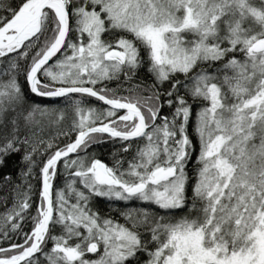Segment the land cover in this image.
I'll list each match as a JSON object with an SVG mask.
<instances>
[{"label":"snow or ice","instance_id":"snow-or-ice-1","mask_svg":"<svg viewBox=\"0 0 264 264\" xmlns=\"http://www.w3.org/2000/svg\"><path fill=\"white\" fill-rule=\"evenodd\" d=\"M0 12V166L26 164L2 202L0 264H264V0H0ZM142 66L151 82L124 87ZM108 143L111 166L89 151Z\"/></svg>","mask_w":264,"mask_h":264},{"label":"trees","instance_id":"trees-1","mask_svg":"<svg viewBox=\"0 0 264 264\" xmlns=\"http://www.w3.org/2000/svg\"><path fill=\"white\" fill-rule=\"evenodd\" d=\"M5 13L0 12V15H4ZM105 39H108V37H104ZM123 78H121V81H111V82H105L107 88L111 89V88H116L117 85L119 83H122ZM137 82H151V77L147 74L145 67L142 66L141 70L138 71V74L136 75V77L130 81L129 84H124V87H129L130 84H135ZM104 86V85H101ZM121 95H129V93L127 92H123L120 93ZM47 102V101H45ZM92 103L96 106V107H104L102 102H97L95 100L92 101ZM199 107V106H198ZM197 109L195 110H198ZM194 110V111H195ZM171 110L168 109L167 107L164 108L163 112L169 113ZM192 128H189V132L191 133ZM196 141L194 140V143ZM116 147H119V144H116ZM113 150V145L112 143H108V144H103V145H97L94 146L92 149H90V152H94L97 156V158L101 159L102 162L108 164L109 166L112 165L113 163V158L111 156V152ZM199 152V148L197 146V151L196 153L193 154L191 161L188 163L187 165V173L189 175V177L191 178V183H195V170L197 168V164H196V157L198 155ZM128 159L131 158L132 153H126L124 154ZM21 154H16V155H12L11 157H9L5 164L3 166H0V213H3L5 211V207L3 205V201L5 199H7L8 202V206L10 207L13 204V190H12V185L13 184H17L20 183L21 181V176H20V172L21 169H25L26 168V164L21 162ZM34 159H41L40 157H34ZM125 167H127V164H125ZM34 174L37 176V179L32 180V184L34 186V192H38L39 190V169L36 168L34 169ZM5 176H11V183H6L4 181V177ZM64 184V179L63 177H57V180L55 182V187H61ZM191 189L189 188L188 190V195L191 196ZM35 199V196L33 197ZM98 205V206H96ZM93 206L96 210L99 211V213L101 215H107L109 214V207H108V202L106 200H101L99 198H96L93 202ZM120 207H123V205H120ZM187 208L184 209L183 212L177 211L176 215L177 217L184 215L187 213ZM35 214V205H33V207L29 210V215H34ZM111 215L118 218V212L115 211V205L113 206V211L111 212ZM121 223H123V220L120 221ZM22 227L24 229V231H29L32 227V222L31 220H27L25 223L22 224ZM61 231V229L59 228V226L55 227L53 229V233L54 234H59ZM19 240V236L15 237V240ZM0 246L2 247H7L8 244L6 242H4L3 240H0ZM49 247H51V245H49ZM91 254H89L90 256Z\"/></svg>","mask_w":264,"mask_h":264},{"label":"flooded vegetation","instance_id":"flooded-vegetation-1","mask_svg":"<svg viewBox=\"0 0 264 264\" xmlns=\"http://www.w3.org/2000/svg\"><path fill=\"white\" fill-rule=\"evenodd\" d=\"M94 256V254H91ZM95 257V256H94ZM94 257H91V258H94ZM147 257L144 255V254H140V257H139V264H143V261L146 260Z\"/></svg>","mask_w":264,"mask_h":264},{"label":"rangeland","instance_id":"rangeland-1","mask_svg":"<svg viewBox=\"0 0 264 264\" xmlns=\"http://www.w3.org/2000/svg\"><path fill=\"white\" fill-rule=\"evenodd\" d=\"M96 206H98V205H96ZM91 257H94V256H93V255H90V258H91ZM94 258H95V257H94Z\"/></svg>","mask_w":264,"mask_h":264},{"label":"water","instance_id":"water-1","mask_svg":"<svg viewBox=\"0 0 264 264\" xmlns=\"http://www.w3.org/2000/svg\"><path fill=\"white\" fill-rule=\"evenodd\" d=\"M103 103V102H102Z\"/></svg>","mask_w":264,"mask_h":264}]
</instances>
